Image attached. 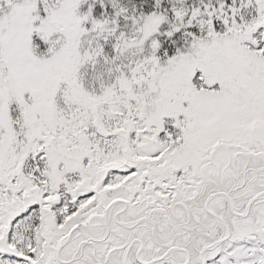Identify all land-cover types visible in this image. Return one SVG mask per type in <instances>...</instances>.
Wrapping results in <instances>:
<instances>
[{"label":"snow or ice","instance_id":"1","mask_svg":"<svg viewBox=\"0 0 264 264\" xmlns=\"http://www.w3.org/2000/svg\"><path fill=\"white\" fill-rule=\"evenodd\" d=\"M0 264H264V0H0Z\"/></svg>","mask_w":264,"mask_h":264}]
</instances>
